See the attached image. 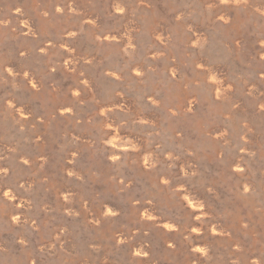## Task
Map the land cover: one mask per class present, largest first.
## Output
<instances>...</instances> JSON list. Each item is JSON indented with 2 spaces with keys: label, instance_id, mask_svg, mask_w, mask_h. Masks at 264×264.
I'll return each mask as SVG.
<instances>
[{
  "label": "rangeland",
  "instance_id": "1",
  "mask_svg": "<svg viewBox=\"0 0 264 264\" xmlns=\"http://www.w3.org/2000/svg\"><path fill=\"white\" fill-rule=\"evenodd\" d=\"M263 3L0 0L3 264H264Z\"/></svg>",
  "mask_w": 264,
  "mask_h": 264
},
{
  "label": "bare ground",
  "instance_id": "2",
  "mask_svg": "<svg viewBox=\"0 0 264 264\" xmlns=\"http://www.w3.org/2000/svg\"><path fill=\"white\" fill-rule=\"evenodd\" d=\"M230 3H232V2H230ZM235 4V3H234ZM117 9V8H116ZM253 12H255V13H260L261 15H264V3L263 4H260V5H258L257 6V8H255L254 9V11ZM154 18V16H151V19L152 20H154L153 19ZM218 18H219V20H224L225 19V14L224 13H222V11H220V13H218ZM195 22V21H194ZM150 23H151V21H150ZM191 23H192V21H191ZM185 24V23H184ZM24 25V24H23ZM187 25V24H186ZM25 26H26V24H25ZM196 27V26H195ZM28 28V27H27ZM199 32V31H198ZM224 33V32H223ZM200 35V34H199ZM107 37V39L108 38H112L113 36H111V35H108V36H106ZM114 39V38H113ZM219 49V48H218ZM211 50H213V49H211ZM220 50V49H219ZM221 51V50H220ZM219 52V51H218ZM222 52V51H221ZM194 59H196V58H194ZM198 60V59H197ZM202 61H203V59H202ZM205 65H207V64H205ZM204 65V66H205ZM210 67V66H209ZM216 68V67H215ZM209 71L208 70H206V69H204L203 70V72H202V75L204 76L206 73H208ZM214 86V85H213ZM151 100V99H150ZM190 101V100H189ZM188 102V101H187ZM188 105H190L189 103H188ZM26 111H21V113H25ZM67 151V150H66ZM116 148L114 147L111 151H110V156H111V159H116ZM145 165V164H144ZM240 168V167H239ZM239 168H237V169H239ZM236 169V168H235ZM233 170V169H232ZM24 201V200H23ZM23 204V203H22ZM188 212L189 213H195V212H197V206H195V204H194V202H192L191 200H188ZM191 205V206H190ZM141 217L142 218H145L147 215H149V213H148V211H145V212H142L141 214ZM149 218V217H148ZM158 221V223L160 224V226L157 228V230L155 231V236L158 238V240H159V244H160V246H161V249L160 250H162L163 251V248H162V245L164 244V242H166V241H168L169 240V238H171V234L169 233V230L171 229L172 230V227H173V225H174V221L172 220V219H170V218H161L160 220H157ZM178 231H179V233H184L186 230H183V228H179L178 229ZM192 232V231H191ZM167 245V244H166ZM170 246V245H169ZM164 252V251H163ZM140 254V249L138 248V247H136L135 246V248H134V255L135 256H138ZM5 259H6V257L3 255V254H0V264H3L4 263V261H5ZM144 261V260H143ZM146 261V260H145ZM149 264V263H148Z\"/></svg>",
  "mask_w": 264,
  "mask_h": 264
},
{
  "label": "clouds",
  "instance_id": "3",
  "mask_svg": "<svg viewBox=\"0 0 264 264\" xmlns=\"http://www.w3.org/2000/svg\"><path fill=\"white\" fill-rule=\"evenodd\" d=\"M59 10H60V9L58 8L57 11H59ZM116 10H117V11H123V9H121V8H117ZM17 11H19V9H17ZM74 94H76V93H74ZM109 142H110V141H109ZM4 196H5V197H9V193H8L7 191H5V192H4ZM9 198H11V197H9ZM185 199H187V197H185ZM16 219H17V217H13V220H14V221H15ZM192 231H193V232H196L197 229H196V228H193ZM195 250H196V251L198 250L199 252H201V254H204V253L206 252V249H204V248H202V247H199V246H197ZM145 255H146V253H145Z\"/></svg>",
  "mask_w": 264,
  "mask_h": 264
},
{
  "label": "snow or ice",
  "instance_id": "4",
  "mask_svg": "<svg viewBox=\"0 0 264 264\" xmlns=\"http://www.w3.org/2000/svg\"><path fill=\"white\" fill-rule=\"evenodd\" d=\"M220 3H229V2H232V3H239L241 2V0H219ZM137 75H139V73H137ZM33 87H35V85H33ZM163 183H167V181H162ZM191 206V205H190ZM198 251V250H197ZM199 252V251H198Z\"/></svg>",
  "mask_w": 264,
  "mask_h": 264
}]
</instances>
